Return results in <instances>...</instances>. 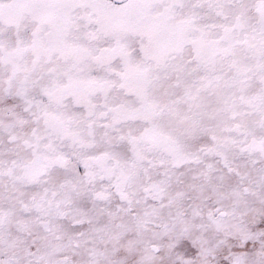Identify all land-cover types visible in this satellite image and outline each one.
Listing matches in <instances>:
<instances>
[{
    "label": "snow or ice",
    "instance_id": "6c2138e0",
    "mask_svg": "<svg viewBox=\"0 0 264 264\" xmlns=\"http://www.w3.org/2000/svg\"><path fill=\"white\" fill-rule=\"evenodd\" d=\"M0 264H264V0H0Z\"/></svg>",
    "mask_w": 264,
    "mask_h": 264
}]
</instances>
